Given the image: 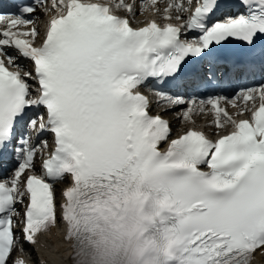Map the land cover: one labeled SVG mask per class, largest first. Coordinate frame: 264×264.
Masks as SVG:
<instances>
[{"label":"snow or ice","instance_id":"snow-or-ice-1","mask_svg":"<svg viewBox=\"0 0 264 264\" xmlns=\"http://www.w3.org/2000/svg\"><path fill=\"white\" fill-rule=\"evenodd\" d=\"M15 8L0 11V163L12 161L0 264H27L12 256L19 237L36 246L58 225L73 264H252L264 248V82L231 96L171 89L264 77V0ZM151 81L190 125L174 138L141 91ZM206 115L215 139L196 126Z\"/></svg>","mask_w":264,"mask_h":264},{"label":"bare ground","instance_id":"bare-ground-1","mask_svg":"<svg viewBox=\"0 0 264 264\" xmlns=\"http://www.w3.org/2000/svg\"><path fill=\"white\" fill-rule=\"evenodd\" d=\"M53 249L51 252V259L58 264H70L68 258H70V251L67 245L63 243V240L52 237V242L49 244Z\"/></svg>","mask_w":264,"mask_h":264}]
</instances>
